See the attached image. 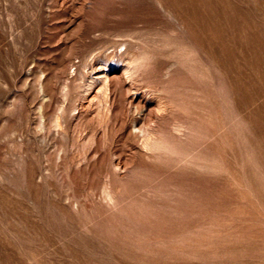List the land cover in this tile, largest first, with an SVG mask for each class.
<instances>
[{"label": "rangeland", "instance_id": "obj_1", "mask_svg": "<svg viewBox=\"0 0 264 264\" xmlns=\"http://www.w3.org/2000/svg\"><path fill=\"white\" fill-rule=\"evenodd\" d=\"M260 1L0 0V264H264Z\"/></svg>", "mask_w": 264, "mask_h": 264}, {"label": "bare ground", "instance_id": "obj_2", "mask_svg": "<svg viewBox=\"0 0 264 264\" xmlns=\"http://www.w3.org/2000/svg\"><path fill=\"white\" fill-rule=\"evenodd\" d=\"M254 2H255V4L257 5V4H261V1L260 0H254ZM264 4V3H263ZM255 5V6H256ZM261 6H263V5H261ZM257 8H259V6H256ZM255 7V8H256ZM261 10V12H262V14L264 15V9H259L258 11H260ZM255 12H257V11H255ZM261 12H258V13H261ZM201 23H203V21H202V19H201ZM212 29V28H211ZM240 46V49L242 50V48H243V45H239ZM231 64V63H230Z\"/></svg>", "mask_w": 264, "mask_h": 264}]
</instances>
